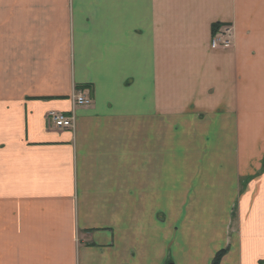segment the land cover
I'll return each mask as SVG.
<instances>
[{"label":"crops","instance_id":"obj_1","mask_svg":"<svg viewBox=\"0 0 264 264\" xmlns=\"http://www.w3.org/2000/svg\"><path fill=\"white\" fill-rule=\"evenodd\" d=\"M221 251L264 264V0H0V264Z\"/></svg>","mask_w":264,"mask_h":264},{"label":"built area","instance_id":"obj_2","mask_svg":"<svg viewBox=\"0 0 264 264\" xmlns=\"http://www.w3.org/2000/svg\"><path fill=\"white\" fill-rule=\"evenodd\" d=\"M232 29L230 26H220L219 29L212 35L210 47L212 50H228L232 46ZM74 103L79 106H88L91 100L85 98L80 93L75 94ZM47 119L57 129H69L73 126V118L71 115L63 113L51 112L47 115Z\"/></svg>","mask_w":264,"mask_h":264},{"label":"trees","instance_id":"obj_3","mask_svg":"<svg viewBox=\"0 0 264 264\" xmlns=\"http://www.w3.org/2000/svg\"><path fill=\"white\" fill-rule=\"evenodd\" d=\"M219 27H220V25H214L213 29H212V31H213L212 33L215 34V32L219 29ZM223 253H224V251H221L215 256V258L213 260V264H218L219 263L220 258L223 255Z\"/></svg>","mask_w":264,"mask_h":264}]
</instances>
